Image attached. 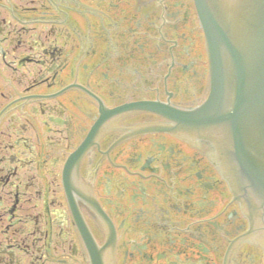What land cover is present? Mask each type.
<instances>
[{"label":"flooded vegetation","instance_id":"af4514ba","mask_svg":"<svg viewBox=\"0 0 264 264\" xmlns=\"http://www.w3.org/2000/svg\"><path fill=\"white\" fill-rule=\"evenodd\" d=\"M211 88L196 0H0V264H264Z\"/></svg>","mask_w":264,"mask_h":264},{"label":"water","instance_id":"95a60500","mask_svg":"<svg viewBox=\"0 0 264 264\" xmlns=\"http://www.w3.org/2000/svg\"><path fill=\"white\" fill-rule=\"evenodd\" d=\"M196 1L207 37L211 94L190 112L165 116L177 127L210 136L238 202L264 230V0Z\"/></svg>","mask_w":264,"mask_h":264}]
</instances>
